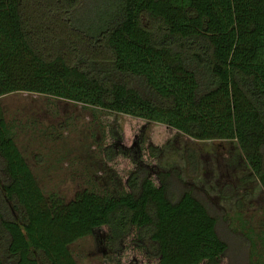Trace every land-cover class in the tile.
I'll return each instance as SVG.
<instances>
[{
    "label": "trees",
    "instance_id": "trees-1",
    "mask_svg": "<svg viewBox=\"0 0 264 264\" xmlns=\"http://www.w3.org/2000/svg\"><path fill=\"white\" fill-rule=\"evenodd\" d=\"M17 92L125 116L139 135L126 145L114 125L100 147L113 171L133 165L121 195L46 198L0 104V264H76L68 246L88 236L114 264H230L205 192L159 168L145 128L236 141L264 190V0H0V98Z\"/></svg>",
    "mask_w": 264,
    "mask_h": 264
},
{
    "label": "rangeland",
    "instance_id": "rangeland-1",
    "mask_svg": "<svg viewBox=\"0 0 264 264\" xmlns=\"http://www.w3.org/2000/svg\"><path fill=\"white\" fill-rule=\"evenodd\" d=\"M0 104L14 142L46 198L69 202L83 191L122 194L116 173L124 180L133 165L118 157L113 171L103 162L100 147L110 141L105 132L114 125L123 130L126 145L137 141V121L115 114L108 117L99 108L37 93L8 94L0 98ZM145 137L147 143L164 146L158 161L161 170L177 169L185 183L205 192L217 233L228 246L230 264H264V190L255 179L245 182L250 170L237 142L198 141L153 124L145 128ZM188 149L198 154L196 178L186 175ZM226 186L232 187L231 195L223 192ZM68 249L76 264H114L116 260L108 249L98 250L92 236Z\"/></svg>",
    "mask_w": 264,
    "mask_h": 264
}]
</instances>
